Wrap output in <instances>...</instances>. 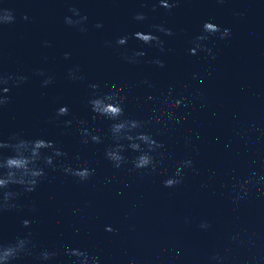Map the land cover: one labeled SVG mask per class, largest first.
<instances>
[{"label":"water","instance_id":"obj_1","mask_svg":"<svg viewBox=\"0 0 264 264\" xmlns=\"http://www.w3.org/2000/svg\"><path fill=\"white\" fill-rule=\"evenodd\" d=\"M70 2L4 0L16 20L0 26V71L29 79L13 86L10 100L0 107V139L13 133L49 138L68 152L67 159L74 162L79 153L96 171L81 182L48 169L35 192L20 196L24 207L0 212V239L27 232L21 220L30 217L37 251L59 248L64 241L99 253L101 264H264V187L255 184L264 176V0H180L171 9L158 0H78L88 15L87 32L64 23ZM137 11L145 12L146 20L136 21ZM205 20L232 32L227 39L205 42L215 59L188 50ZM98 21L101 28L95 27ZM159 23L173 29L171 36L159 33L164 52L131 35ZM125 34L126 45H105ZM140 48L145 51L140 63L121 56L125 49L131 54ZM65 51L72 53L68 59ZM154 57L164 66L150 63ZM75 64L85 75L82 81L68 78ZM38 68L54 75V83L42 86L43 77L34 72ZM145 78L152 87L142 83ZM89 82L103 90L123 86L125 114L145 120L147 130L163 142L158 152L165 158L156 171L115 169L104 157L111 121L91 111ZM169 92L183 101L179 107L164 106L173 112L171 120L161 113ZM65 104L68 114L51 119ZM80 119L100 130L104 143L81 144ZM189 157L193 167L185 170L183 182L166 187L163 179ZM254 171L253 182L245 183ZM202 221L207 228L200 227ZM217 255L222 260L214 259ZM17 264L38 262L26 256ZM52 264L71 261L61 250Z\"/></svg>","mask_w":264,"mask_h":264},{"label":"clouds","instance_id":"obj_2","mask_svg":"<svg viewBox=\"0 0 264 264\" xmlns=\"http://www.w3.org/2000/svg\"><path fill=\"white\" fill-rule=\"evenodd\" d=\"M180 0H158L161 7L171 9L178 5ZM223 2V0H220ZM78 0H71L68 5L70 14L65 15L63 20L66 25L77 28L80 32L88 31V15L82 13L81 8L77 6ZM4 0H0V26L12 24L16 20L14 9L5 7ZM241 13H237L240 15ZM28 19L27 14L23 17ZM136 21H144L147 14L143 11H137L133 17ZM103 26L101 21L95 24L96 28ZM152 31L137 30L131 33L132 37L165 51V41L159 33L171 36L173 29L166 27L163 23L152 24ZM232 32L229 27L205 20L202 25V30L197 35L193 36L189 43L191 47L188 49L192 55L203 50L215 59V53L208 46L206 41L212 37L218 36L224 40L231 37ZM129 36L127 34L116 38L115 42L106 40L105 45L112 47L124 46L128 43ZM48 45L50 41L43 42ZM70 51H65L63 56L65 59L71 57ZM122 58L129 63H140V58L145 56L144 49H133L131 54L125 49L121 52ZM150 63H154L163 67L165 61L160 57H154ZM34 72L43 77L41 80L42 86H48L54 83V75L48 74L43 68L34 69ZM68 78L73 81H82L85 75L79 64H75L68 69ZM29 79V76L24 73H6L0 71V107L8 103L10 96L8 93L13 86H20ZM142 83L152 87V83L145 78ZM88 87L91 89L90 95L87 98V103L90 105L91 111L99 117L111 121L108 133L111 137V143L104 146V157L111 163L115 169L130 165V171L144 170L156 171L163 163L165 154L158 152L163 147V142L157 140L153 133L147 130V122L125 114V104L127 93L123 86L117 87L113 84L107 90H103L98 82H89ZM183 94V89L180 90ZM183 103L182 99L171 95L164 99L161 104V113H166L169 120L173 119V112H168L165 105L179 107ZM69 112L68 106L61 105L55 111V116L51 119L59 120V117L66 116ZM163 116H157L155 119L161 120ZM72 120H65V124H72ZM179 122V120H177ZM78 132L80 143L88 145L89 143L102 144L104 136L101 131L94 126H90L87 120H78ZM8 149V153L4 150ZM129 150L133 153L130 157ZM68 152L62 146H58L52 139L45 137L25 138L24 136L13 133L8 139H0V212L9 209H20L25 205L21 203L20 196L22 193L35 192L38 186L48 177V169H59L62 173L75 177L79 181H87L94 173L95 168L89 164L88 160L81 159L79 153L74 157V162L67 159ZM160 156V159H157ZM193 167L191 157L177 161L175 171L165 177L162 183L166 187H172L183 182L184 172ZM195 170V169H193ZM253 172L245 183L253 182V177L256 176ZM264 181V176L255 181L256 187L259 189L264 187L261 183ZM12 186H19V189ZM243 187V184L241 185ZM247 189H245V193ZM239 198V197H237ZM28 207L31 211H36V205L30 204ZM22 227L28 229L23 234H18L10 240L0 239V264H17L23 257H34L38 264H52L54 259L61 254L69 258L71 264H101L99 253H91L86 248L72 246L71 244L61 241L59 248L49 249L47 247L36 250V245L33 241V233L31 231L32 218L24 217L21 220ZM201 228H207V221H202ZM106 231H113L111 225L105 226ZM78 231V230H77ZM217 261L222 258L217 255L214 257Z\"/></svg>","mask_w":264,"mask_h":264}]
</instances>
